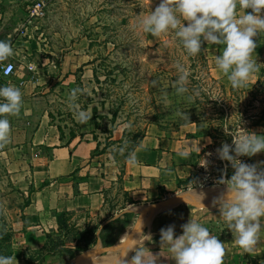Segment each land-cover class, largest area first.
I'll use <instances>...</instances> for the list:
<instances>
[{
    "label": "rangeland",
    "instance_id": "1",
    "mask_svg": "<svg viewBox=\"0 0 264 264\" xmlns=\"http://www.w3.org/2000/svg\"><path fill=\"white\" fill-rule=\"evenodd\" d=\"M44 1L43 15L28 16V7L35 0H0V41H10V57L16 58L18 65L33 67L27 73L30 80L22 101L37 112H46L64 141L84 145L82 159L93 161L118 182L129 151L144 135L175 137L184 132L183 124H190L193 131L186 134L192 150L186 152L189 156H180L182 171L177 177V191L227 187L221 180L230 179L235 169L231 161L219 157L217 149L223 143L230 146L234 137L242 133L264 137V32L254 38L257 46L252 53L259 70L241 87L233 88L215 65L224 45L201 38L206 58L203 61L198 54L188 55L175 35L176 30L154 36L138 27L160 0ZM245 11L250 9L242 10L237 4V17ZM182 69L189 72L183 85L187 91L178 94ZM257 78L260 82L252 85ZM74 88L84 89L75 103L91 115L87 122H80L69 106ZM219 105L229 113L221 126L229 132L228 137L211 130ZM201 111L203 116H199ZM185 114L188 120L183 118ZM120 148L123 153L118 151ZM234 149L229 154L235 159L256 164L258 171L264 170V152L237 157ZM113 191L120 204L133 197L120 192V185ZM214 198L203 201L213 202ZM25 202L21 187L0 162V256H11L10 229ZM188 202L173 209L175 222L191 213L192 208H198V198ZM155 204L145 210L140 233L132 231L139 227L132 214L101 233L92 227H73L64 235L65 239H73L72 244L65 245L74 248L73 255L67 250L50 254L46 252L48 245H44L28 252L27 264H92L88 258L91 250L100 253L99 257L92 255L95 258L115 256L117 253L104 247L123 245L127 238L117 239L127 234L139 241L138 245L151 233L153 220L148 229V216ZM260 225L255 254L244 253L248 264H264V217L260 218ZM109 239L111 243L106 244ZM44 255L48 258L42 260ZM34 259L37 261L32 262Z\"/></svg>",
    "mask_w": 264,
    "mask_h": 264
},
{
    "label": "crops",
    "instance_id": "2",
    "mask_svg": "<svg viewBox=\"0 0 264 264\" xmlns=\"http://www.w3.org/2000/svg\"><path fill=\"white\" fill-rule=\"evenodd\" d=\"M6 118L11 125L10 141L0 162L26 196L20 216L10 229L13 231L11 256L18 264H27L28 252L46 245L48 238L65 239L68 229L92 227L98 233L105 221L116 216L123 218L124 212L135 215L138 221L150 204L164 199H171L172 202L154 216L149 234L151 239H143L138 244L148 250L142 260H147L150 254L154 264H175L169 246L161 241L160 230L173 226L175 235L179 236L182 225L196 218L227 245L223 264L249 263L245 261L242 249L232 246L234 234L224 222L219 204L202 201V205L192 208L191 213L180 218L179 222L172 217L176 205L185 206L191 200H174L185 190L177 191V177L182 171L180 153L192 150V142L186 134L193 131L190 124H183L184 132L175 137L144 135L139 144L129 151L123 164L122 179L118 182L93 161L82 159L84 145L64 141L55 125L49 122L46 112H37L22 101L19 114L7 115ZM130 153H135L137 164L128 162ZM118 185L120 192L133 196L124 204L117 203L118 197L113 191ZM206 195L218 197V194ZM193 200L197 201L196 198ZM60 215L65 217L66 228L58 224L57 217ZM127 237L128 234L117 240ZM66 240L65 245L73 243V239ZM134 254L131 251L125 259L130 261ZM45 258H48L47 255L41 259ZM35 261L37 259L32 260Z\"/></svg>",
    "mask_w": 264,
    "mask_h": 264
},
{
    "label": "clouds",
    "instance_id": "3",
    "mask_svg": "<svg viewBox=\"0 0 264 264\" xmlns=\"http://www.w3.org/2000/svg\"><path fill=\"white\" fill-rule=\"evenodd\" d=\"M237 4L240 9L250 11L237 17ZM184 22H187L186 26ZM138 27L154 36L168 33L170 29L176 30V37L181 39L183 48L190 56L200 52L201 38L212 44L224 45L222 54L215 58V65L227 76L233 88H239L259 70L252 53L257 46L254 38L259 32H264V0H160L154 10L139 21ZM12 55L10 41H0V63ZM7 67L10 71L12 66ZM182 71L178 94L187 91L183 85L187 82L189 72ZM81 94H84V89H72L69 106L83 123L90 120L91 115L75 103ZM0 98L4 101L0 103V117H4L0 118V149H3L10 141L11 132L10 121L6 116L19 114L22 93L18 87L9 84L0 87ZM183 118L188 120L186 114ZM233 143L237 157H252L264 152V137L255 134L242 133L234 137ZM118 151L123 153L124 149ZM217 152L222 160L232 162L235 172L230 179L221 180L227 187L214 198L213 204L220 205L221 216L234 234L232 246L254 255L260 242V218L264 217V170L258 171L256 164L235 159L229 154L227 143H223ZM180 155L187 157L190 153L181 152ZM128 162L133 165L138 163L135 153L129 154ZM193 193L198 197L199 205H202L205 193L195 190ZM137 223L139 227L132 228L134 233L141 232V219ZM160 232L161 241L169 246L175 264H223L227 245L196 218L182 225V234L179 236L175 235L173 226L162 228ZM144 239L150 240L151 236L147 235ZM104 248L118 254L108 257L104 262L97 260L96 264H154L150 254L147 260H142L148 250L139 247L132 236L127 237L123 245ZM128 251L135 253L130 261L125 259ZM90 255L99 257L100 253L91 250L89 258ZM0 264H18V261L12 256H0Z\"/></svg>",
    "mask_w": 264,
    "mask_h": 264
},
{
    "label": "trees",
    "instance_id": "4",
    "mask_svg": "<svg viewBox=\"0 0 264 264\" xmlns=\"http://www.w3.org/2000/svg\"><path fill=\"white\" fill-rule=\"evenodd\" d=\"M179 40L181 41V39L179 38ZM181 46H183L182 45V41H181ZM198 55H199V57L203 60V61H205V56H204V53H203V49H202V47H201V50H200V52L198 53ZM260 82V79L259 78H257L256 79V81L254 82V83H252V85H256L257 83H259ZM232 87V86H231ZM216 102V101H215ZM217 112H218V115L217 116H214L213 117V119H214V123L213 124H211L212 125V127H211V130L212 131H214V133L215 134H220V135H222L223 137H228V136H230L229 135V132H227V131H223L222 130V128H221V126H222V124L223 123H225L227 120H228V116H229V113H227V111H225V109H224V107L222 106V105H219L218 107H217ZM203 116L204 115V112L203 111H201L200 112V114H199V116ZM230 129V128H229ZM212 137L214 138V139H216L217 138V136L216 135H214V134H212ZM233 143L229 146L230 147V149H234L233 148ZM124 216H128V212H124ZM116 217H118V216H116ZM120 219H122V218H116V219H114V217L113 218H110V219H108L107 221H105L103 224H102V226H101V229H100V233L104 230V229H108V228H111V227H113V225H114V223L115 222H117V221H119ZM57 220H58V224H59V226L62 228H66V226H67V222L65 221V217L64 216H62L61 217V215H60V217L58 216L57 217ZM99 233V235H101ZM66 239H68V240H71L72 238L71 237H69V238H66ZM66 239H63V238H61V237H57L55 240H52V239H50V238H48V242H46V245H48V248L46 249V252H48V253H50V254H55V253H57V252H60V251H64V250H67L68 251V253L69 254H71V255H73L74 253V248H72L71 246H65V240ZM111 239H109L107 242H105L106 244H110L111 243Z\"/></svg>",
    "mask_w": 264,
    "mask_h": 264
},
{
    "label": "built area",
    "instance_id": "5",
    "mask_svg": "<svg viewBox=\"0 0 264 264\" xmlns=\"http://www.w3.org/2000/svg\"><path fill=\"white\" fill-rule=\"evenodd\" d=\"M45 13V1L35 0L28 7V16H40ZM8 65H11V70L9 71ZM32 66L28 65L25 68L17 64V59L9 57L7 60L0 63V87L7 86L9 84L18 87L23 94V90L26 88L29 78L27 73L32 70ZM24 69V70H23ZM34 75L32 74V77ZM4 102L0 98V103ZM2 118V117H0ZM7 150V145L0 149V161L4 158V154Z\"/></svg>",
    "mask_w": 264,
    "mask_h": 264
},
{
    "label": "water",
    "instance_id": "6",
    "mask_svg": "<svg viewBox=\"0 0 264 264\" xmlns=\"http://www.w3.org/2000/svg\"><path fill=\"white\" fill-rule=\"evenodd\" d=\"M208 187H196V188H192V189H185L184 191H182L179 196H176V198H174V200H177V199H193V198H198L194 195L193 193V190H195L196 192H202L203 190L207 189ZM212 190H215V191H218V190H222L223 192L226 190V186H217L216 188L212 189ZM210 199V198H213V197H206L204 199ZM203 199V200H204ZM172 200L171 199H164V200H161V201H158L154 206L153 208L151 209L150 211V215L148 216V229L150 228L151 226V222L154 218V216L159 213L161 210H163L164 207H166L167 205L171 204ZM139 241H137L138 243ZM131 251H128L127 254H129ZM89 258V257H88ZM91 258V259H90ZM90 260L96 262L97 260L101 261V262H104L106 259L104 258H95L93 257L92 255H90ZM74 264H79V263H74Z\"/></svg>",
    "mask_w": 264,
    "mask_h": 264
},
{
    "label": "bare ground",
    "instance_id": "7",
    "mask_svg": "<svg viewBox=\"0 0 264 264\" xmlns=\"http://www.w3.org/2000/svg\"><path fill=\"white\" fill-rule=\"evenodd\" d=\"M220 191H222V190L215 191V190H212V189H205L202 192L205 193L206 197H210L209 195H206V194H211V196H213V194H217ZM213 197H215V196H213Z\"/></svg>",
    "mask_w": 264,
    "mask_h": 264
}]
</instances>
